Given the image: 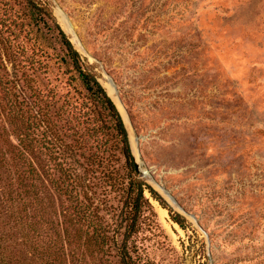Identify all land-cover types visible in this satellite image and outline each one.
<instances>
[{
    "label": "rangeland",
    "instance_id": "rangeland-1",
    "mask_svg": "<svg viewBox=\"0 0 264 264\" xmlns=\"http://www.w3.org/2000/svg\"><path fill=\"white\" fill-rule=\"evenodd\" d=\"M32 1L110 87L138 160L201 229L146 188L131 207L129 178L148 176H130L26 0H0L3 264H120L123 239L134 264H264V0ZM58 161L74 169L83 220L54 187Z\"/></svg>",
    "mask_w": 264,
    "mask_h": 264
},
{
    "label": "trees",
    "instance_id": "trees-1",
    "mask_svg": "<svg viewBox=\"0 0 264 264\" xmlns=\"http://www.w3.org/2000/svg\"><path fill=\"white\" fill-rule=\"evenodd\" d=\"M26 3L29 7L34 23L45 27L52 35L57 38V40L60 42V44H62V46L66 50V54L71 59L72 65L77 71V75L84 87L87 98L93 106L99 109V112L101 110L100 114L103 116L105 127L109 128L112 131L111 136L114 138L115 141V145L113 143V146H117L119 153L124 159V165L129 171L130 176L132 174L135 175L128 133L118 109L112 103L110 98L106 95L104 88L97 81L96 76L83 68L78 51L73 47L68 36L62 30V28L56 23L51 12L47 8H45L42 3H36L32 0H26ZM107 144V139H104L100 143H96L98 147L103 146V149L107 147ZM88 160H90V164L92 165L94 163L101 165L102 161H104L103 157L98 155L97 153L89 155ZM65 165L66 162L64 161L57 162V170L60 173V177L55 180L54 187H56L59 192L66 195L67 199H70V208L72 207L70 216H72L73 218L76 216L77 220H83L90 213L85 210L81 202L77 201L78 194L76 190L77 184L75 181L76 175L74 169L70 167H65ZM103 167L106 166L104 165ZM142 185L145 186L142 187ZM143 188H146L150 192L151 196L158 200L159 203L165 207L161 198L149 186L144 184V182H141L131 176L129 178L127 189L128 191L134 193L131 202L132 208L136 209V206L144 199ZM168 211L172 212L170 208H168ZM172 218L180 225L185 222L184 218L176 212H173ZM134 223V218L130 220L128 219L126 224L129 229L128 235L135 231L133 229ZM97 229V226L93 228L92 235L96 236L98 243L103 244V238L107 237V232L99 231ZM122 245L123 246L121 247V250L118 253L120 264H134L131 261V257L126 247V239L122 240ZM3 262L4 255L0 251V264H3Z\"/></svg>",
    "mask_w": 264,
    "mask_h": 264
},
{
    "label": "water",
    "instance_id": "water-1",
    "mask_svg": "<svg viewBox=\"0 0 264 264\" xmlns=\"http://www.w3.org/2000/svg\"><path fill=\"white\" fill-rule=\"evenodd\" d=\"M96 79L99 82L97 77H96ZM101 86L104 88L106 95L110 98L112 103L116 106V103H117L116 98L113 97L110 94V91L108 89H106L102 84H101ZM137 152L138 151L136 149L131 148V153H132V157H133V164H134V169H135L136 174L141 175V176H145V177L148 176L145 180V184L147 186H149L161 198V200L171 208V210L173 212H176V213L190 219L197 228L201 229L200 226L198 225V223H196L195 220L193 219V216L190 213L186 212L184 209H182L180 206H178L176 204V202L174 201V199L167 193V191L160 184H158L156 181H154L151 178V175H150L148 169L143 167L142 163L138 160V153Z\"/></svg>",
    "mask_w": 264,
    "mask_h": 264
},
{
    "label": "bare ground",
    "instance_id": "bare-ground-1",
    "mask_svg": "<svg viewBox=\"0 0 264 264\" xmlns=\"http://www.w3.org/2000/svg\"><path fill=\"white\" fill-rule=\"evenodd\" d=\"M105 86H106V85H105ZM106 87L108 88L109 91L112 92V90H110V87H108V86H106ZM132 145H134V144H133V141H132ZM133 149H134V147H133ZM155 202H156V201H155ZM156 203H157V202H156ZM155 206H156V209H157L159 215H160L161 217H164L165 214H166V209L163 208V207H162L160 204H158V203H157Z\"/></svg>",
    "mask_w": 264,
    "mask_h": 264
}]
</instances>
